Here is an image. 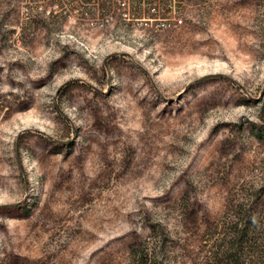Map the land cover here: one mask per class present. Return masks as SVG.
<instances>
[{"label":"rangeland","instance_id":"1","mask_svg":"<svg viewBox=\"0 0 264 264\" xmlns=\"http://www.w3.org/2000/svg\"><path fill=\"white\" fill-rule=\"evenodd\" d=\"M165 10L0 0V264H264V0Z\"/></svg>","mask_w":264,"mask_h":264},{"label":"built area","instance_id":"2","mask_svg":"<svg viewBox=\"0 0 264 264\" xmlns=\"http://www.w3.org/2000/svg\"><path fill=\"white\" fill-rule=\"evenodd\" d=\"M183 0H24L25 6L37 9H80L84 21L90 20L96 15L98 22L99 9H151L158 14L152 18L155 28H176L182 24V19L176 13H167V8H175L181 5ZM51 12V11H50ZM113 12V10L111 11ZM49 13V12H48Z\"/></svg>","mask_w":264,"mask_h":264},{"label":"trees","instance_id":"3","mask_svg":"<svg viewBox=\"0 0 264 264\" xmlns=\"http://www.w3.org/2000/svg\"><path fill=\"white\" fill-rule=\"evenodd\" d=\"M240 238H241V240H243V238H244V235H242V233H241L240 236H239V239H240ZM236 240H237V239H236ZM240 242H241V241H240ZM232 245L236 246L237 243H233ZM232 245L229 246L230 248H229L228 250H230L231 248H233ZM228 254H229L230 257H232V255H230V253H228ZM145 260H146V262H149V261H150L148 255H145ZM150 264H152V263L150 262Z\"/></svg>","mask_w":264,"mask_h":264}]
</instances>
